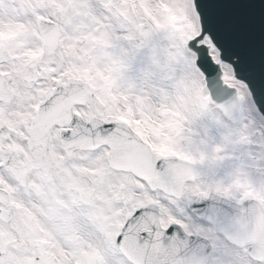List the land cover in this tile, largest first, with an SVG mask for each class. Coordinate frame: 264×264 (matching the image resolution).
I'll list each match as a JSON object with an SVG mask.
<instances>
[{
  "label": "snow or ice",
  "instance_id": "obj_1",
  "mask_svg": "<svg viewBox=\"0 0 264 264\" xmlns=\"http://www.w3.org/2000/svg\"><path fill=\"white\" fill-rule=\"evenodd\" d=\"M0 264H264V0H0Z\"/></svg>",
  "mask_w": 264,
  "mask_h": 264
}]
</instances>
